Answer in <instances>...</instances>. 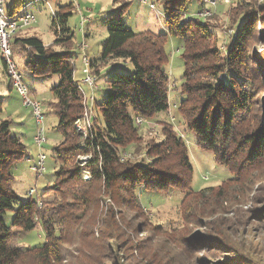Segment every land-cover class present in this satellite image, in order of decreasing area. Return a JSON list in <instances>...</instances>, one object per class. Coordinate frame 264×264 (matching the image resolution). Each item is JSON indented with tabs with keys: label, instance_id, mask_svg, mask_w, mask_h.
Wrapping results in <instances>:
<instances>
[{
	"label": "trees",
	"instance_id": "trees-1",
	"mask_svg": "<svg viewBox=\"0 0 264 264\" xmlns=\"http://www.w3.org/2000/svg\"><path fill=\"white\" fill-rule=\"evenodd\" d=\"M27 1L13 0L8 11H18ZM161 1L166 32H137L128 28L125 15L132 0L108 14V36L98 57L91 59L92 72L99 76L100 70L113 59L129 60L134 71L112 74L108 90L97 104L98 120L94 118L93 129L86 136L76 127L86 107L75 78L76 52L69 47L74 37L68 25L73 6H59L52 20L54 44H62L67 49L54 50L37 36L14 38V44L28 51L25 66L33 75L59 77L58 84L51 88L54 100L50 103L58 116L56 128L63 140L52 148L54 176L41 193L45 196L50 189L58 197L50 204L42 201L45 209L39 208V193L21 200L11 226H7L4 216L20 200L14 190L13 170L28 158L29 149L19 135L12 133L10 120L0 121V264L61 262V253L67 244L65 226L72 221L77 227V219L86 216L91 218L88 237L96 242L94 225L103 197L111 199L116 208L111 206L106 212L104 228H111V231L103 230L102 240L113 239L118 243L126 234L121 228L124 213H133L128 226L135 233V240L128 236L124 241L127 252L132 253L130 256L136 251L143 252V259H148L150 264H264L245 236L239 234L234 222L224 218L228 212L226 208L215 206L219 202L226 203L237 193L246 194L250 179H254L253 171L264 166V102L258 99V94L264 92V58L256 53L252 44L258 21L256 8L244 14L237 36L224 54L210 21L185 16L193 0ZM169 35L183 39L181 89L185 97L178 110L185 118L186 127L195 134L197 143L213 151L217 163L227 166L234 175L217 187L192 189L193 165L189 149L183 136L177 134L170 123L163 128V140L147 144L145 159L123 160L120 153L121 148L141 140L138 118L150 119L170 108L166 68L169 54L165 49ZM3 66L6 71L4 61ZM9 87L13 89L11 80ZM82 154L91 155L80 165L76 159ZM84 169L91 174L88 181L83 178ZM235 186H239L240 191H235ZM142 189L157 192L178 189L185 193L180 209L182 218L196 224V230L169 232L159 224L152 225L144 220L133 227V217L140 219L144 215L140 200ZM258 199L264 204L263 197ZM115 210L119 213L118 219ZM252 212L259 218L263 216L260 207ZM37 217L42 222L47 242L29 250L14 245V229L23 232L35 229ZM56 224L60 227L59 234ZM139 234L147 235L137 240ZM102 250L100 257L96 251L93 252L95 256L90 255L94 264L111 261L109 246ZM202 250L209 255L198 254ZM78 252L85 257L82 250Z\"/></svg>",
	"mask_w": 264,
	"mask_h": 264
},
{
	"label": "rangeland",
	"instance_id": "rangeland-1",
	"mask_svg": "<svg viewBox=\"0 0 264 264\" xmlns=\"http://www.w3.org/2000/svg\"><path fill=\"white\" fill-rule=\"evenodd\" d=\"M126 1L129 0H117V2L115 0H47L36 2L28 8V12L33 13L36 20L30 26L18 29L13 36L11 47L13 59L18 71L29 85L31 91L33 90L32 88L36 90V94L33 91L30 94L31 98L43 104L42 109L45 114L43 126L47 136V142L44 144L43 150L47 154V160L46 171L39 177L30 169V161L28 162L26 159L17 164L13 170L16 176L14 190L17 192L20 200L14 204L13 209L7 211L5 214L4 220L7 226H11L15 209L18 207L20 201L26 200L29 197L28 190L30 188H37L39 198L43 203L50 204L53 199L58 197V194H54L50 189H48L45 196L41 195V193L45 186L53 180L54 176L55 160L52 156V148L56 143L63 140L62 133L56 128L58 116L50 103V101L54 100L51 88L58 84L59 77L58 75H54L50 78H42L33 75L32 71L25 66V62L28 59V51L24 50L20 45L14 44V38L37 36L41 38L46 46L54 50L67 49L62 44H54L56 36L52 25V12L56 11L59 6H73L68 25L74 32L72 44L69 47L76 52L75 78L80 85L86 88L87 94L94 97L93 102L87 104L88 108H86L84 117L76 122V126L86 136L85 134L93 129L94 118L98 117L97 104L102 102L108 90V80L112 74L114 72L133 73L134 67L129 60L113 59L108 66L100 70L97 81L98 88L94 89L95 91L90 88L87 89V86L82 82V52L80 50V44L84 41L87 42L90 48L86 51V54L92 60L97 58L101 46L108 36L106 25L108 14L118 10V7ZM12 3L13 0H6V7L11 6ZM150 3H154L155 7L152 8ZM259 5H264V0H230L228 3L224 1H216L215 3V1L210 0H193L185 16H198L203 20L210 21L214 25L217 33V44L225 54L237 36L241 23L240 20L247 11L255 7L258 21L252 44L256 53L264 58V12H262L264 8H258ZM82 21L85 22L83 26L81 24ZM125 21L128 28L137 32L151 30L160 33L166 32L167 30L164 5L161 0H148L147 3L132 0L128 5ZM59 37H61V34ZM182 44L183 39L181 37L169 35L165 45V49L169 54V62L166 65L169 72V110L160 112L150 119H143L142 123H138L140 125L139 135L141 140L125 148H121L120 153L123 160L140 161L145 159L147 144L152 141L163 140V128L166 124L170 123L177 134L182 135L187 143L189 157L193 165L192 189L199 191L208 187H217L221 183L224 184L234 175L227 166L217 163L213 151L207 150L197 143L195 134L186 127L185 118L182 117L178 110L181 100L185 97L181 89L184 73ZM253 46L250 50H252ZM117 66L120 67L116 69ZM262 78L264 79V75H262ZM9 85L10 78L7 70H4L0 49V101L2 105L0 121L10 120L13 134L19 135V133L23 132V141L30 149L31 154L36 156L38 152L36 153L33 140V135L36 133V121L32 115V109L30 106L23 104L22 97L14 88L11 89ZM258 99L260 103L264 102V92L258 94ZM97 120L98 118H96ZM81 145L83 146V143ZM90 155H79L77 156L76 162L83 165L87 162ZM58 165L57 163L56 166ZM251 176L254 179H250L249 187L245 190L246 194L237 193L235 196L230 197L226 203L219 202L215 206L217 208L221 206L226 208L228 212L224 214V218L231 219L234 222L239 234L245 236L246 240L251 244L255 255L264 260V204L261 199H258V197H263L264 199V166L253 171ZM83 178L87 181L91 179V174L87 169L83 170ZM234 189L235 191H240L239 186H235ZM184 196L185 193L178 189H171L169 192L142 189L140 192V200L143 205L144 215L140 219H134L133 217V227L144 220L152 225L159 224L163 227L164 231L169 232L178 230L187 233L196 230V224L188 223L182 218L180 209ZM111 206H114L111 199L108 197L101 198L99 217H97L94 225V238L96 242H93L88 237V225L91 221L89 216L83 219L78 218L77 227L70 221L69 226H65L64 240H66L67 244L61 253L62 261L53 264H94L90 255L95 256L93 252L96 251L98 253L97 257H100L105 251V249L104 251L102 250L104 246H109L108 254L111 256V261L104 260L105 264H134L139 261L140 264H150L148 259H143L141 254L143 252L136 251L133 253V256H130L132 253H128L126 247H124L126 238L128 239V236L133 238L135 234L128 226L133 213L127 211L124 213V221L120 219L122 221L121 228L126 234L118 243L113 239H101L103 230L106 233L111 231V228H104V222L107 220V217L105 218L106 212ZM41 207L39 206V208L45 209L44 204ZM46 207H49L48 204H46ZM256 207H260L263 210V216L261 218L252 212ZM209 210L212 211L211 206ZM115 213L118 219L119 213L117 210H115ZM36 220L38 221L37 227L29 232H23L13 228L14 245L23 250H29L47 242L48 237L46 236L42 222L38 217ZM83 223L85 225L84 227H82ZM55 229L57 230L56 233L59 234L60 227L58 224L55 225ZM146 235L139 234L137 240L146 237ZM121 248L122 250L118 251ZM79 250L85 253V257H81L80 254L82 253H79ZM198 254L203 256L209 255L204 250ZM25 262L24 264H26Z\"/></svg>",
	"mask_w": 264,
	"mask_h": 264
},
{
	"label": "built area",
	"instance_id": "built-area-1",
	"mask_svg": "<svg viewBox=\"0 0 264 264\" xmlns=\"http://www.w3.org/2000/svg\"><path fill=\"white\" fill-rule=\"evenodd\" d=\"M46 0H29L27 1L18 11L14 13H10L8 11V7H6V0H0V49L1 56L3 61L6 64V69L8 76L12 82V88H14L18 94L22 97L23 104L26 106H30L32 109V115L36 121V133L34 136V143L38 148V154L36 155L35 160H30V169L36 173L39 177L46 171V160L47 154L44 152V144L47 142V136L45 133V128L43 126V121L45 119V114L42 109V103L38 100L32 99L30 94L32 93L29 85L25 82L21 73L18 71L17 65L13 59L12 52V38L15 35L16 31L20 28H26L30 26L35 20L36 17L33 13L28 12V8L36 3ZM141 2L147 3L148 0H139ZM210 1H224L226 3L230 2V0H210ZM152 8L155 7L154 3H150ZM53 11V10H52ZM52 15L55 17V11L52 12ZM84 21L81 22L82 26L84 25ZM89 45L87 42H83L80 44V50L82 52V69L81 73L83 75L82 82L87 88L95 91L94 89L98 88V76L92 72L91 69V59L86 54ZM82 95L84 96L83 101L86 108L87 104L92 103L94 97L86 92V88L80 85ZM92 91V92H93ZM85 114V113H84ZM84 117V116H83ZM82 117V118H83ZM81 118V119H82ZM80 119V120H81ZM78 120V121H80ZM142 118L137 119V123H142ZM78 131H83L76 126ZM80 127V126H79ZM86 133L85 135H87ZM38 194V190L36 187L30 188L28 190L29 197H35ZM38 205L42 206V201L37 197Z\"/></svg>",
	"mask_w": 264,
	"mask_h": 264
},
{
	"label": "crops",
	"instance_id": "crops-1",
	"mask_svg": "<svg viewBox=\"0 0 264 264\" xmlns=\"http://www.w3.org/2000/svg\"><path fill=\"white\" fill-rule=\"evenodd\" d=\"M89 48H90V46H89ZM88 48V49H89ZM88 49H87V51H88ZM88 55V54H87ZM90 58V57H89ZM91 59V58H90ZM34 80V82H36V80L35 79H33ZM33 90V93H35L36 92V90H34V88H32ZM88 89V88H87ZM36 94V93H35ZM1 102V101H0ZM43 102V101H42ZM1 105V104H0ZM43 105V104H42ZM1 109H2V105H1ZM19 136L22 138V137H24V134H23V132H21V133H19ZM34 136H35V134L33 135V140H34ZM22 140H23V138H22ZM35 144V143H34ZM34 148H35V150H36V153L38 152V148H37V146L35 145L34 146ZM29 149V148H28ZM35 158H36V156L35 155H32L31 154V152H30V149H29V156H28V158L26 159L28 162L31 160V159H33V160H35Z\"/></svg>",
	"mask_w": 264,
	"mask_h": 264
}]
</instances>
